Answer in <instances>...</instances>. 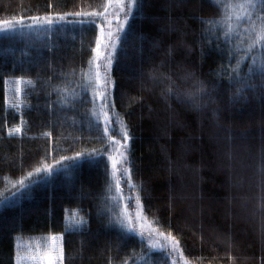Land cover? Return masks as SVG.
<instances>
[{"label": "trees", "instance_id": "obj_1", "mask_svg": "<svg viewBox=\"0 0 264 264\" xmlns=\"http://www.w3.org/2000/svg\"><path fill=\"white\" fill-rule=\"evenodd\" d=\"M243 2L144 0L124 25L126 42L108 72L110 135L127 145L118 176L128 209L140 206L156 232L179 242L188 264H264V75L249 74L252 56L264 57V48L240 65L247 86L230 83L244 55L236 46L249 42L247 24L231 44L222 24L233 12L228 5ZM108 4L0 0V264H15L17 238L63 236V264H137L151 251L109 222L114 150L97 115L99 99L90 103L91 89L79 87ZM11 79L30 81L21 113L7 107ZM201 83L206 94L198 92ZM57 89L71 102L62 105ZM20 125L22 135H9ZM44 165L53 167L51 175L36 173ZM75 210L87 225L67 231L66 214ZM150 259L165 264L159 253Z\"/></svg>", "mask_w": 264, "mask_h": 264}, {"label": "snow or ice", "instance_id": "obj_2", "mask_svg": "<svg viewBox=\"0 0 264 264\" xmlns=\"http://www.w3.org/2000/svg\"><path fill=\"white\" fill-rule=\"evenodd\" d=\"M144 0H117L115 5H111V0H110V6H113V15L120 18L121 22L118 23L115 31L109 30L107 33V44L105 45L106 49H108L107 54L103 57L105 60V65H104V75L103 78L101 76V65L98 63V61L101 58V42L97 41V46L96 49H94L95 52V59L94 61H90V65L92 63H95V71L92 70L91 66L87 70V72H82V79L85 81L83 84L79 85L82 91H87L88 89H91L92 92V100L89 101L92 104L96 103V100H100V113L103 114L104 116V132L107 135L110 131H112L111 125L113 124V121L109 115L110 110L115 107L114 102L109 98V87L112 85V81L110 76L108 75V72L111 69L112 65V59L113 56L116 53L117 46L123 42H126V38L122 36L124 33V25L128 23V18L132 16L133 14V9H141L143 7ZM229 8L233 9V12L226 13L223 19V36H224V43L226 44H231V38L232 35L235 34L236 36H241V33L237 31V29L240 28L241 22L243 21L245 24H247V27L243 29L244 33H247L248 36L246 37L248 39L247 46L243 48L242 50L239 47L238 42L235 51L240 52L243 51L244 55L239 56V58L236 60V64L234 67L231 68V71L236 73V76L233 77L229 75V81L230 83L235 82V83H241L247 86L246 79L241 78L239 75V68L240 65L243 63L245 59L248 58L247 54L252 53L253 49L257 48L258 46L261 48H264V0H244L243 3L235 4V5H228ZM236 8L241 9V14L234 15V10ZM107 11V8H105V12ZM122 14V18H121ZM77 15H92L95 16L97 15L96 13H77ZM38 19V18H35ZM46 23L51 24L52 21L50 19H45ZM6 22H0V28H2L3 24ZM109 23H111L109 21ZM205 24H211V21H205ZM5 31H15V29H10V30H5ZM101 32L103 34V29H101ZM141 41V48L138 49L137 51L140 52L142 55L143 53V42L147 38L144 36L139 37ZM155 46V45H154ZM219 48V44L217 45ZM230 55H229V65H231V49ZM169 54H171V49L169 50ZM201 55L203 56L204 53L202 51ZM254 71L259 72L260 74L264 75V57H257V56H252V66L249 67V74H252ZM220 75H227V72L225 70H221L219 73ZM21 81H17V83H20ZM30 83V81H29ZM218 87V86H214ZM58 93L62 94V99H61V104H67L70 103L69 95L64 92L62 89H57L56 90ZM198 92L200 93H205L206 94V89L201 83ZM243 92V88H238L237 89V97ZM169 93H171V89H169ZM72 99H75V94L72 95ZM177 99L179 100L180 97L177 96ZM189 101H193V107L196 110L200 109V105L198 103L194 102V98L192 96L188 97ZM182 103L184 101H181ZM98 113L97 115H99ZM22 129L20 127H16L12 131L9 132V135H13L15 133H20ZM122 137L125 141L129 139V134L127 130H123L122 132ZM109 140L111 141V146L114 151H116L119 156L120 160H117L114 156L109 155V160L112 161V169L113 173H119V168L117 167L118 165H123V163L127 160L126 156V151H127V145L126 144H121L119 140L113 139L111 136H109ZM120 149H124V151H120ZM80 156V154H77V157H73L71 159H77ZM63 159H68L67 157H64ZM59 163V161L57 162ZM45 172L49 175L52 174L53 172V167L49 165H44L43 168H38L36 169V173L39 174L40 172ZM128 170L125 169L123 174H127ZM121 174V175H123ZM29 175H32L31 173ZM20 187H25L24 180L19 181ZM115 188L118 193H121L122 198V189H121V184H120V178L119 176H116L115 179ZM137 200L139 198L137 197ZM110 223L115 222L120 226L121 229L125 230L127 233H133L135 232V229L132 227V222L131 219L127 216H120L117 214L115 221H112L110 219ZM77 223L83 224L85 221L82 219L78 221ZM163 235V234H161ZM55 239V238H53ZM167 239L172 240L173 246L178 245V241H176L173 237L170 235L167 237ZM45 259L48 261V264H56V259L57 257L54 256L53 254H48L45 256ZM59 259L62 261L63 259V248L61 247L60 249V256Z\"/></svg>", "mask_w": 264, "mask_h": 264}, {"label": "rangeland", "instance_id": "obj_3", "mask_svg": "<svg viewBox=\"0 0 264 264\" xmlns=\"http://www.w3.org/2000/svg\"><path fill=\"white\" fill-rule=\"evenodd\" d=\"M117 0H111V5H115ZM241 9L237 8L236 12L241 14ZM106 20L105 25L100 28L98 41L101 42V58L98 61L100 63L101 68V76L103 78L102 69H104L105 60L104 56L107 54L108 49H106L105 45L107 44V33L109 30L115 31L114 24L118 21V17L113 15V6H110V0L107 7V11L105 13ZM109 21L111 23H109ZM114 23V24H113ZM37 24V23H36ZM3 27V26H2ZM103 29V34L101 32ZM26 32V31H25ZM97 46V45H96ZM94 53V59H95ZM93 59V61H94ZM92 70L95 71V63H92ZM21 81L17 83V81ZM30 86L29 80L24 79H11L6 81V103L7 107L10 109L16 110L18 113H21L24 104H25V91L27 87ZM99 100V105H100ZM100 111V110H99ZM100 113V112H99ZM102 123H104V116L100 113ZM22 131L20 133H15L11 136H20L23 133V126H19ZM12 131V130H11ZM110 132L107 134L109 138ZM121 151V149H120ZM113 156L120 160V156L116 151H113ZM110 162V180L112 184V189L110 192V202H109V214L111 216L112 221H115L117 214L120 216H127L131 219L132 227L135 229L133 233H127L125 230L121 229L118 224L114 222V224L121 231L134 235L138 239H140L143 243H145L148 247H150V252L137 264H161L163 261L153 262L151 258L152 253H159L162 259L165 261V264H188L184 259L181 251L179 250L178 245L173 246L172 240L167 239L168 236L161 235L156 232L151 224L146 220L145 216L142 213L141 207L138 206L135 210L130 211L127 206V201L122 193H118L115 188V179L118 176V173L114 174L112 169V161ZM119 169L121 165L117 166ZM189 221L185 220L184 226L186 229L190 230V223L192 219V214L189 213ZM85 221L83 224L77 223L80 220ZM87 222L85 218L81 215L79 211H68L66 214V226L67 231L73 230H81L85 228ZM55 238V239H53ZM63 248V236H48V237H38V238H17L15 244V264H48V261L45 259V256L48 254H53L57 257L56 264H63L64 253L62 261L59 259L60 249Z\"/></svg>", "mask_w": 264, "mask_h": 264}]
</instances>
